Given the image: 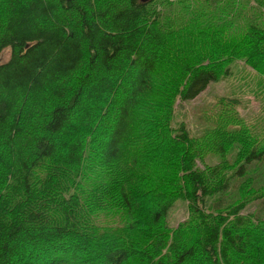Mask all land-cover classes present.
Instances as JSON below:
<instances>
[{
	"label": "trees",
	"instance_id": "1",
	"mask_svg": "<svg viewBox=\"0 0 264 264\" xmlns=\"http://www.w3.org/2000/svg\"><path fill=\"white\" fill-rule=\"evenodd\" d=\"M238 66L264 0H0V264H264V117L176 118Z\"/></svg>",
	"mask_w": 264,
	"mask_h": 264
},
{
	"label": "rangeland",
	"instance_id": "2",
	"mask_svg": "<svg viewBox=\"0 0 264 264\" xmlns=\"http://www.w3.org/2000/svg\"><path fill=\"white\" fill-rule=\"evenodd\" d=\"M7 56L8 52L2 54L4 59ZM248 78V73L246 74V70H243L241 66L233 68L230 75L220 81L210 83L203 92L192 100L180 102L177 120L185 121L192 134L200 135L205 128L210 126V123L206 120L207 115L217 110L212 106L213 102L222 95L239 96L242 99L239 113L248 121L254 120L255 114H261L259 116L264 117V109L261 110V104L264 102L255 97L248 88L247 85L254 84L252 80L248 81ZM185 216V203L183 201L176 202L169 212L168 224L174 226Z\"/></svg>",
	"mask_w": 264,
	"mask_h": 264
},
{
	"label": "water",
	"instance_id": "3",
	"mask_svg": "<svg viewBox=\"0 0 264 264\" xmlns=\"http://www.w3.org/2000/svg\"><path fill=\"white\" fill-rule=\"evenodd\" d=\"M142 2L149 1V0H141Z\"/></svg>",
	"mask_w": 264,
	"mask_h": 264
}]
</instances>
